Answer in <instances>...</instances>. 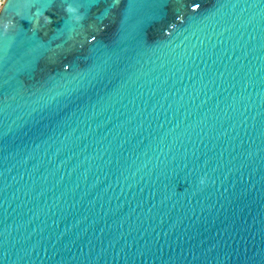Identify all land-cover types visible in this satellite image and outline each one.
I'll list each match as a JSON object with an SVG mask.
<instances>
[{
  "label": "water",
  "instance_id": "95a60500",
  "mask_svg": "<svg viewBox=\"0 0 264 264\" xmlns=\"http://www.w3.org/2000/svg\"><path fill=\"white\" fill-rule=\"evenodd\" d=\"M0 264H264V0H7Z\"/></svg>",
  "mask_w": 264,
  "mask_h": 264
},
{
  "label": "clouds",
  "instance_id": "9594fccd",
  "mask_svg": "<svg viewBox=\"0 0 264 264\" xmlns=\"http://www.w3.org/2000/svg\"><path fill=\"white\" fill-rule=\"evenodd\" d=\"M6 2L7 0H0V12L4 10ZM66 11L69 13H75L77 9L72 6H68L66 8ZM43 19L45 20V22H50V18L48 16H44ZM80 19H81L80 16H76V20L79 21ZM10 27H11V21H5V32H7ZM204 182L205 181L201 179L200 183L203 184Z\"/></svg>",
  "mask_w": 264,
  "mask_h": 264
}]
</instances>
